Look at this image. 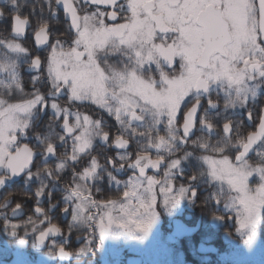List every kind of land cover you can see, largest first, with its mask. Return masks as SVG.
Instances as JSON below:
<instances>
[{
	"label": "snow or ice",
	"instance_id": "obj_1",
	"mask_svg": "<svg viewBox=\"0 0 264 264\" xmlns=\"http://www.w3.org/2000/svg\"><path fill=\"white\" fill-rule=\"evenodd\" d=\"M0 3L6 5L0 19L9 24V35L0 36V186L17 176L38 182L37 203L47 194L53 207L60 174L69 161H83L87 166L73 174L74 186L62 190L64 214L101 235L113 226L146 233L158 196L171 208L193 199L201 182L218 189L209 200L218 206L225 201L223 208L241 229L254 224L264 209V107H256L264 97V0ZM61 10L67 38L53 39L49 21ZM29 28L36 48L47 50V56L31 58L17 42ZM24 65L32 74V91L21 83ZM81 107L113 118L116 135ZM239 109L254 128L246 135L248 125L232 115ZM94 142L120 150L106 157L108 166L92 155ZM133 144L135 159L129 152ZM153 151L155 159L149 155ZM37 159L44 167L33 172ZM50 160L58 162L49 166ZM192 160L199 164L198 175L188 187L174 188L184 163ZM162 167L163 178L157 179ZM150 169L154 175L147 174ZM114 172L132 174L121 181ZM103 173L110 185L123 188V199H92L91 188ZM253 175L260 181L255 187L248 182ZM19 209L17 204L12 211ZM35 212L45 217L41 225L50 223L41 207ZM28 224L37 228L32 219ZM60 231L52 225L38 239Z\"/></svg>",
	"mask_w": 264,
	"mask_h": 264
},
{
	"label": "flooded vegetation",
	"instance_id": "obj_2",
	"mask_svg": "<svg viewBox=\"0 0 264 264\" xmlns=\"http://www.w3.org/2000/svg\"><path fill=\"white\" fill-rule=\"evenodd\" d=\"M5 6L6 5L0 3V7ZM27 14L28 12L26 10L24 15ZM49 23L53 31V39L56 37L61 39L67 38V24L61 11L57 19L51 20ZM32 24L35 26V18H32ZM8 28L9 24L7 19H0V36L9 35ZM17 42H20L22 46L29 50L32 54L31 58H36L38 56L45 57L48 54L47 50L36 48L32 28L27 29L26 36ZM20 75L21 83L25 86V91H32V74H29L27 71V65L21 68ZM36 87L43 89V85L41 84H37ZM58 103L64 105L65 98H61ZM256 107L257 109L264 107V97H261L260 101L258 100L256 102ZM73 110L76 111L77 109L74 108ZM78 110L84 114L90 115L93 119H103L107 128H111V135L113 137L116 135L114 119L108 117L106 113L90 107H81ZM232 115L235 118L243 119L245 124L248 125L249 128L245 131V135L247 131L254 130L244 118V109H239ZM43 119L46 124L48 117H44ZM37 124H40V121H37ZM163 134L164 133L161 132V135ZM109 143H111V141ZM91 151L92 155L97 157L101 165L108 166L106 157H116L120 150H116L114 147L109 148L108 145L99 142H94V148ZM129 152L132 153L133 159H135L136 145H131ZM63 153L64 149H59L58 156H62ZM68 154L70 155V149L68 150ZM181 154L182 153H178V155ZM149 155L155 159L154 151L149 153ZM251 155L254 156L255 154L253 153ZM85 160H90V157H85ZM56 162L58 161L50 160L49 166H54ZM68 165L65 171L60 174L58 190L52 195L51 205H54L53 207L50 206L47 194L40 200L39 204L37 203L35 191L39 187L38 182H26L22 177L17 176L9 179L4 186H0V204H5V202L8 203L5 205L7 210L0 211V264H100V257L111 258L114 255V257L118 256L120 261H123L134 259L137 255L134 249L135 242L138 238L143 236V233L128 232L113 226L101 235L98 229L93 231L77 222L71 221L70 212L68 215L64 214L65 205L62 203V197L65 193L62 190L73 187L75 184L73 181V174L82 171L83 168L87 166L83 161L76 164L69 161ZM37 167H44L39 159L35 161V166L32 169L33 172L37 170ZM183 167L184 173L178 175L173 181L174 188H179L181 185L188 187L192 183L191 177L198 175L200 171L199 164L195 160L186 161ZM113 174L117 175V178L121 181H124L132 173L124 172L117 174L114 172ZM147 174L154 175L155 171L150 169L147 171ZM156 178H163V167L160 169L159 175H157ZM88 183L92 184L93 182L89 181ZM96 188H99L100 191L97 192ZM195 188L196 196L193 199H187L185 202L179 200L176 203L177 207L181 210L178 214L172 215L171 208H168L162 202V197L158 196L159 202L155 206L156 216L146 233L148 237L149 235H153L159 243L167 246L169 242L166 241V238L172 236L171 228L174 218H180L189 227H194L199 223L200 228L198 232H195L193 235L185 236L182 239H175L181 245H185L189 242V244L197 247V252L199 254L209 255L217 249L219 243L225 244L227 239L232 241L231 238L224 239L223 235L227 232L230 234L229 230H231L232 225L220 226V229H224V231H218V226H212V221L219 219L220 212L218 205L214 200H209V197L214 195L217 189L211 188L202 182L196 184ZM156 192L159 193L158 187ZM91 193L92 199L101 203L108 200L123 199V188H119L116 184L110 185L106 173H103L102 178L95 182V186L91 188ZM188 195L191 196V193ZM17 204L20 205V209L18 211H12ZM36 207H41L44 210L50 223L46 222L43 225L40 224V221L44 220L45 217L35 212ZM91 211L95 213L97 210L93 208ZM222 217H224V215H222ZM29 219L36 221L37 228H33L28 224ZM97 220H99V217H97ZM207 223L211 224L215 233L212 232V239L210 241H203L200 238V234ZM52 225L60 228L61 231L56 234H49L43 241H40L38 239L40 231H44ZM114 242H116L118 244L117 247L121 249L118 254L109 252L113 249ZM143 242L145 243L144 240ZM60 248L66 250L65 255L59 253ZM183 252L186 259L187 249L183 248ZM189 257L191 259L187 260V263L194 264V258L192 256Z\"/></svg>",
	"mask_w": 264,
	"mask_h": 264
},
{
	"label": "rangeland",
	"instance_id": "obj_3",
	"mask_svg": "<svg viewBox=\"0 0 264 264\" xmlns=\"http://www.w3.org/2000/svg\"><path fill=\"white\" fill-rule=\"evenodd\" d=\"M248 182L250 186L255 187L260 182L259 177L253 175ZM186 200L187 198L181 199L184 202ZM224 202L221 201V204L218 206L220 212L219 219L212 221V226H218V231H224V229H220V226L232 225L231 230H229L230 234L228 232L223 234L224 239L231 238L232 241L227 239L225 244L219 243L216 250L210 251L211 254H199L197 247L189 244V242L181 245L172 236L166 238L169 244L164 246L157 241L155 236L149 235L148 237L147 233H143V236L135 242L134 249L137 255L134 259L120 261L118 256L114 257L113 255L111 258L100 257V264H188L187 260H185L183 248L187 249V254L194 258V264H264V246L257 232V224L262 209L258 212L254 224L248 228L241 229L235 221L234 215L227 213L223 208ZM180 212L181 210L176 204L171 207L172 215ZM212 232L215 233V230L211 227L210 223H207L201 231L200 238L203 241H210L212 239ZM117 246L118 244L114 242L113 249L109 252L118 254L121 249ZM220 246H222V249H220Z\"/></svg>",
	"mask_w": 264,
	"mask_h": 264
},
{
	"label": "water",
	"instance_id": "obj_4",
	"mask_svg": "<svg viewBox=\"0 0 264 264\" xmlns=\"http://www.w3.org/2000/svg\"><path fill=\"white\" fill-rule=\"evenodd\" d=\"M63 13V11L61 10ZM200 224L197 223L194 227L187 226L180 218H174L172 220V231L171 234L181 239L184 236L193 235L196 231H198Z\"/></svg>",
	"mask_w": 264,
	"mask_h": 264
},
{
	"label": "trees",
	"instance_id": "obj_5",
	"mask_svg": "<svg viewBox=\"0 0 264 264\" xmlns=\"http://www.w3.org/2000/svg\"><path fill=\"white\" fill-rule=\"evenodd\" d=\"M235 152L230 154V158H234ZM257 232L259 239L261 243L264 246V209L261 210L260 216H259V222L257 224ZM220 249H222V246H220ZM191 258L186 254V259L185 260H190ZM204 264V263H203ZM209 264V263H207Z\"/></svg>",
	"mask_w": 264,
	"mask_h": 264
}]
</instances>
